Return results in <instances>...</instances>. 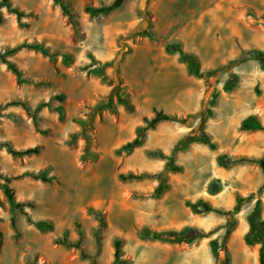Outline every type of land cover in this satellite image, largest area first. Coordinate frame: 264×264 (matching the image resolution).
<instances>
[{
	"label": "rangeland",
	"instance_id": "1",
	"mask_svg": "<svg viewBox=\"0 0 264 264\" xmlns=\"http://www.w3.org/2000/svg\"><path fill=\"white\" fill-rule=\"evenodd\" d=\"M8 1L0 7V264H112L117 240L126 264H258V245L247 247L243 236L264 223V129L240 125L253 116L264 127V72L235 37V57L208 52L217 42L224 54L227 28L244 35L242 23L254 26L243 7L264 16L263 0H121L97 16L85 9L117 0ZM169 46L195 56L203 76ZM120 89L129 107L118 101ZM109 99L112 110L101 109ZM153 110L178 121L158 123L129 155H117ZM201 132L213 148L190 141ZM36 146V155L8 152ZM158 151L171 157L168 169L167 159L149 155ZM3 186L28 205L22 212L11 211ZM198 200L220 212L185 206ZM186 229L208 235L188 231L190 243L180 245L138 236Z\"/></svg>",
	"mask_w": 264,
	"mask_h": 264
},
{
	"label": "trees",
	"instance_id": "2",
	"mask_svg": "<svg viewBox=\"0 0 264 264\" xmlns=\"http://www.w3.org/2000/svg\"><path fill=\"white\" fill-rule=\"evenodd\" d=\"M121 4V0H117L115 3H112L108 6H103V7H99V8H92V7H87L85 9L86 13L93 15V16H97V15H105L108 12L112 11L113 9H116L120 6ZM62 10L65 11V13H67V9L66 7H64L63 5H60ZM0 7H6V8H10V4L8 0H0ZM246 9V15L249 17V19L251 20V25H261L264 28V16H257L255 14V12L253 10H250L247 7H243ZM17 18L20 17V13L16 10L12 11ZM168 51H173V50H178V46H169L167 48ZM179 52V59L186 65L188 71L200 78L203 76V74L200 72L199 70V64L197 59L195 58V56L191 55V54H186L180 50H178ZM248 56H251L252 58H255L258 63H259V67L260 69L264 72V52L261 51H257V50H252V51H248L247 52ZM1 60H4L3 58ZM246 59H240V60H233L231 62L228 63V66H234L236 64L242 63L244 62ZM9 68L11 69V71L18 76V72L14 69V67L8 63ZM236 82L235 76L231 75L229 80L227 81V83L225 84V87L227 90H230L234 84ZM123 90H118V101L125 107H129V103L126 99H124L123 95H122ZM113 108V103L112 100L109 99L108 102L106 103V105H103L101 107V109L103 110H112ZM190 118V117H189ZM166 121H170V122H177L178 119L175 116L172 115H167L164 114L162 111H156L153 110L152 112V116L150 118L147 117H143L142 118V126L138 127L136 129V136L135 138L131 141L128 142L126 144H124L123 146H121L119 149L116 150V154L117 155H129L134 149H136L140 144H141V140L144 136V133L149 130L154 128L158 123L160 122H166ZM240 129L243 131H253V130H263L264 127H262L258 121L255 120V118L253 116H249L247 118H245L240 125ZM190 141L192 142H199V143H203L208 145L210 148H213L214 145L211 142L209 136L205 133V132H201L199 135H195L193 136ZM39 147H33V148H27L25 150H21V151H14L13 149H9L8 148V152L10 155L12 156H28V155H36L39 152ZM149 155L151 157H156L159 159H167V163L165 164V169H168L170 167V163H171V157L167 158L164 155H162L161 152H150ZM223 159L222 156L217 157V162H219L220 164H222L221 160ZM219 160V161H218ZM250 159H245V158H239V161H249ZM251 161V160H250ZM230 162V161H227ZM232 162V161H231ZM258 165L259 168L261 170V174L263 177V185L259 188L258 191H260L263 186H264V153L261 156V158L258 160ZM32 176V175H31ZM40 177V175H37ZM34 178H36L35 175H33ZM162 186H157L154 194L155 195H160L162 192ZM3 192L4 195L8 201V204L10 206V209L12 212H14L15 210H18L20 212H22V209L26 206H28L25 203H16L14 201V197H13V191L9 188H7L6 186H3ZM251 197H248L247 199H250ZM201 205V208H200ZM260 205V201L256 200L255 201V211L257 216L260 215V210H258ZM185 206L187 208H189L194 214H201L202 212H220L218 210H216L215 208L211 207L210 205L204 203L201 200H198L195 203H190V202H185ZM99 224L103 225V221L101 216L96 213L95 214ZM35 227L39 230H48L50 229V225L44 222H35L34 223ZM10 226L13 229L15 236H18V231L17 228L15 226V220L14 218H10ZM188 231H192L193 234V238H204L206 237L208 234H204L201 233L195 229H186L185 231L182 232H174V231H165L162 233H157V232H143L141 231L138 236L141 240H153V241H160V242H164V243H168V244H188L190 243V241L188 240V238H186V234ZM186 232V233H185ZM96 237V234H95ZM243 242L247 247H252L253 245H258V251H257V260H258V264H264V223L263 222H259V224L255 225H251L250 228L248 229V231L246 232V234L243 236ZM56 244L59 245H64V241H55ZM78 248V246H76ZM220 249L225 251V245L221 244L220 245ZM216 247L214 245H210V251L212 253V255L215 257V259H217V251H216ZM120 242L117 240L114 242V252H113V261L112 264H126V261L121 260L120 258ZM81 258H86V256L81 253L80 254ZM31 264H35V263H31Z\"/></svg>",
	"mask_w": 264,
	"mask_h": 264
},
{
	"label": "crops",
	"instance_id": "3",
	"mask_svg": "<svg viewBox=\"0 0 264 264\" xmlns=\"http://www.w3.org/2000/svg\"><path fill=\"white\" fill-rule=\"evenodd\" d=\"M262 2L264 3V0ZM233 5H230L229 7H227L226 12L230 10ZM222 10H223L222 7L216 8L215 12L209 17L210 21L212 22L214 26H217V22L221 20L219 17L215 16L214 14ZM204 14H205V10H203L201 17L204 16ZM202 21H203V18H202ZM219 26L220 25L218 24V27ZM242 28H244V35L241 31L240 33L235 32L234 30H232V27H229L226 29L228 38L226 39L224 37L227 43V46L223 50V53H224L223 55H220L219 52L217 53V49H218L216 45L217 42L211 43L210 47H211L212 52H208V53L212 56L213 59L220 58L225 61V60L235 57L236 53H235V49L233 48V43H232L233 37H235L238 40V43L243 50H247V51L258 50V51L263 52L264 50V28L260 25L248 26L243 23H242ZM193 49H195L196 53H201V51L197 48L196 45L193 46Z\"/></svg>",
	"mask_w": 264,
	"mask_h": 264
},
{
	"label": "bare ground",
	"instance_id": "4",
	"mask_svg": "<svg viewBox=\"0 0 264 264\" xmlns=\"http://www.w3.org/2000/svg\"><path fill=\"white\" fill-rule=\"evenodd\" d=\"M137 164H138V162H137Z\"/></svg>",
	"mask_w": 264,
	"mask_h": 264
}]
</instances>
